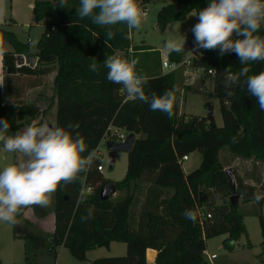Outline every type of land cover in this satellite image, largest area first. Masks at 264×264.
<instances>
[{
    "label": "trees",
    "instance_id": "obj_1",
    "mask_svg": "<svg viewBox=\"0 0 264 264\" xmlns=\"http://www.w3.org/2000/svg\"><path fill=\"white\" fill-rule=\"evenodd\" d=\"M150 0H137L143 12ZM210 0H174L161 5L155 13V25L163 29L170 21L183 20L191 10L198 12ZM79 0H32V15L42 24L36 41V62L33 66L15 65L14 54L26 47L10 30L0 28V39L12 51H4L2 63L7 71L41 75L53 72L51 94L38 111L33 104L16 101L0 105V119L9 124L8 135H13L22 125L54 106L53 125L67 126L79 123L78 131L85 138L88 151L92 152L111 125L125 133H134L131 149L126 153V166L122 179L114 181L115 189L126 193L116 198L99 200L97 193L106 181L97 170L100 163L94 155L91 168L78 175L67 186L58 185L46 207H24L23 226L12 224L13 236L23 238L24 262L31 263L35 254L47 252L54 258L57 246H63L76 260H83L85 252L95 247H108L111 241L123 242L121 255L100 256L90 264H145L144 251H156V264H204L203 250L206 238L226 234L235 240L244 232L242 214L237 204L231 205L229 197L237 194L240 201L254 200V187L234 178V188L219 161V149L226 146L236 156L253 157L264 161V111L254 97L249 96L241 84L233 87L232 96L226 95L224 79L227 72L238 73L249 67L248 75L264 71V62L241 65L235 53L219 55L217 50L198 49L200 55L192 56L191 66L211 69V89L207 99H216L221 125L213 117L185 115L179 112L177 87L181 85V68L164 73L143 74L148 78L146 94H162L174 89L176 100L173 115L153 112L148 104L131 100L122 86L107 79L104 67L106 56L114 51L146 49L142 45L130 46L128 27L121 23L111 29L94 25L89 18L79 19L76 8ZM55 15V20L46 19ZM114 36L107 41L105 33ZM258 35L264 36V27ZM190 38L193 33L190 30ZM186 48H184V51ZM183 53L168 54L169 61H179ZM98 65V71L89 65ZM227 69V71H226ZM149 72L145 69V73ZM185 89L196 91L195 87ZM140 134V135H138ZM192 151L200 154L198 165L188 172L181 170L178 158ZM82 155H87L83 153ZM264 192V167L260 182ZM89 187L91 193H85ZM142 193H135L138 190ZM206 194L203 201L198 193ZM81 197L84 201L81 202ZM262 201V200H261ZM261 201L259 203H261ZM210 213L207 218L196 217L193 222L185 218V211L195 214V206ZM30 208L36 217L53 214L50 233L36 228L22 216ZM196 216V215H195ZM8 223V222H7ZM260 254L264 256V220L258 215ZM147 256V254H146Z\"/></svg>",
    "mask_w": 264,
    "mask_h": 264
},
{
    "label": "clouds",
    "instance_id": "obj_2",
    "mask_svg": "<svg viewBox=\"0 0 264 264\" xmlns=\"http://www.w3.org/2000/svg\"><path fill=\"white\" fill-rule=\"evenodd\" d=\"M64 3L65 0H60L61 7ZM76 14L79 19L89 18L102 28L111 29L123 23L128 29H138L144 12L137 0H79ZM191 15L198 18L191 28L195 48L218 49L220 56L235 53L241 65L264 62V36L257 34L264 27V0H210L206 7ZM4 16L5 10L0 8V23L4 22ZM105 35L108 41L114 33L108 30ZM185 41L184 35L180 39L169 38L165 42L167 53L185 52ZM3 55L4 49L0 46V57ZM130 56L131 53L125 58L119 50L106 56L107 79L121 85L129 99L146 103L151 111L165 113L170 118L176 100L175 90L167 89L160 95L146 94L148 78L137 73L139 60ZM89 68L98 71L95 61ZM249 72V67H242L238 73L227 72L224 79L226 95L232 96L231 89L240 85L241 77H244L247 93L264 111V71L253 75H248ZM79 127L78 122L59 126L33 121L23 130L8 135L10 124L6 119H0V145L5 151L19 153L21 157L0 170V221L15 224L22 208L46 207L58 185L73 183L80 173L91 168L94 153L88 151ZM253 199L259 203L264 199V192L255 193ZM184 215L193 222L196 220L191 210H186Z\"/></svg>",
    "mask_w": 264,
    "mask_h": 264
},
{
    "label": "rangeland",
    "instance_id": "obj_3",
    "mask_svg": "<svg viewBox=\"0 0 264 264\" xmlns=\"http://www.w3.org/2000/svg\"><path fill=\"white\" fill-rule=\"evenodd\" d=\"M174 0H150L144 11V16L141 19V26L136 29L129 30V40L131 45H142L146 48V51L133 50L130 58L139 60L136 66L138 74L144 73L147 65L155 63L157 56L160 54H166L165 42L169 39H180L182 35L186 36L185 43L189 44L186 48L183 56L196 55L199 50L194 47V36L190 38V30L192 26L197 23V16H192L193 10L189 11L183 20L170 21L163 29H159L155 25V13L156 10L163 4L173 2ZM55 20V16H49L46 21ZM41 30V27L34 28L29 32L28 42L30 50H34L36 42V34ZM194 35V34H193ZM25 38V37H24ZM152 50H149V49ZM145 50V49H143ZM124 56L123 52L121 51ZM182 56V57H183ZM181 57V58H182ZM129 58V57H127ZM159 59V56H158ZM154 67V66H153ZM202 78V77H201ZM200 78V79H201ZM207 77L201 83L200 79H197L190 86H201L200 91H185L183 95H180L179 103L180 109L183 111L185 117L193 114H205V102L209 99L206 97V92L211 89V82ZM182 69H181V84H182ZM188 92V93H187ZM185 94V95H184ZM183 107V108H182ZM40 109L39 111H41ZM213 120L217 125L221 124V117L218 112V102L216 99H212ZM39 121V123L47 122L49 125H53L54 115L39 113L38 116L33 118V121ZM24 128L18 129V131ZM106 139L102 138L97 144L98 157L101 170L100 173L106 181H118L123 178L126 166V153L123 151H115L113 154V165L108 166V151L105 146ZM219 161L223 168L228 167L229 172L234 180L238 177L244 183L250 184L254 187L255 193L262 192L260 182L262 179V171L264 167V161L253 157H240L231 153L226 146H222L219 149ZM19 153H10L4 150L0 145V170L5 166L16 163L20 159ZM200 154L197 151H192L187 154V159L181 160L180 166L183 170H190L198 165ZM105 181V182H106ZM235 185V184H234ZM85 193H91L90 191ZM126 193L124 189L116 190L111 197L116 198L123 196ZM135 193H142L139 189ZM262 203H257L255 200L247 202L240 201L238 197L237 211L242 214V223L244 226V232L241 233L235 240L227 237L226 234H219L204 240L205 251L208 254H203L204 264H264V256L260 254V231L258 224V215L260 214L264 220V199ZM36 206V205H35ZM38 208V206H36ZM25 210V209H24ZM16 223L21 228L23 226L22 219L16 218ZM37 228V227H36ZM13 226L7 222L0 221V264H90V261L96 257L117 254L125 251V245L123 242L111 241L110 250L106 247H95L85 252V258L83 260L74 259L69 252L63 246H57L55 256L47 252L35 254L31 263L24 262L23 253V238L13 236ZM148 254V253H147ZM213 254V258H209V255Z\"/></svg>",
    "mask_w": 264,
    "mask_h": 264
},
{
    "label": "crops",
    "instance_id": "obj_4",
    "mask_svg": "<svg viewBox=\"0 0 264 264\" xmlns=\"http://www.w3.org/2000/svg\"><path fill=\"white\" fill-rule=\"evenodd\" d=\"M0 8H3L5 10L4 22L0 23V28L5 29V30H10L14 34L15 38L21 43H24L26 47V49L23 52L15 53L14 58L17 54L32 55L35 57V60L32 65H29L28 63L24 61L21 64H17L16 60H15V65H28L30 67L33 66L36 62L37 48H35L34 50H30V47L28 44V42L30 41V38H28V35H29V32L33 30L34 28L41 27V30H39L36 34V37L38 39L39 35L42 32V24L39 22H35L33 20L32 0H0ZM0 46L3 47L4 51H12V47L5 40L0 39ZM130 46L132 47L133 45L130 44ZM136 46H139V45H136ZM188 46L189 44L187 45V47ZM35 47H36V42H35ZM130 49H131V54H133L134 52L132 48ZM149 50H152V49H149ZM138 51H146V49L145 50L139 49ZM125 55L126 57H129V54L128 55L125 54ZM158 56H159V59H158ZM158 56H157L155 63H152V65L146 66V69H148L149 72L145 73V71H143L144 72L143 74H150V73L157 74V73H164L168 71L166 68L160 67V59L161 57H164V56L167 57V52L166 54H161V55L159 54ZM52 74L53 72H50L47 74H41V75H33V74H27V73L7 71L3 66L2 57H0V81L3 82V84H0V102L3 101L4 105H6V104L16 102V101H24L26 103L33 104L38 111L40 109H43L45 106L44 103L47 100V97L51 94ZM206 79H209L211 82L210 77H207ZM185 86L189 87L190 85L181 84L177 87L178 102L180 100L179 96L183 95V92L189 91V89H185ZM198 87H199V90H198ZM195 88H196V91H200L201 86L197 85ZM207 101L212 102V99H209ZM180 103H179V112L183 113V111L180 109ZM47 111H48V114L52 115L53 113L54 115V106L52 105ZM205 114H193V115H205ZM36 122L39 123L38 120ZM27 126L29 125H22L20 126V128L21 127L26 128ZM185 155L187 159V154ZM178 161H179V158H178ZM179 163H181V161H179ZM181 170L184 173L189 171V170L187 171L183 170L182 168ZM22 216L28 221H30L39 230L46 232V233H50L52 231L53 214L51 212H49L48 214L44 216L36 217L30 208H26L25 210H23ZM110 243L108 244V247H106L108 251L110 250ZM204 251H205V248H204ZM121 254L122 252H119L117 254L104 255V256L121 255ZM155 254H156L155 249L146 248L144 251L145 264H156L154 261Z\"/></svg>",
    "mask_w": 264,
    "mask_h": 264
},
{
    "label": "built area",
    "instance_id": "obj_5",
    "mask_svg": "<svg viewBox=\"0 0 264 264\" xmlns=\"http://www.w3.org/2000/svg\"><path fill=\"white\" fill-rule=\"evenodd\" d=\"M129 53H131V49L128 48L126 50V54L128 55ZM196 55H200V52ZM196 55H186L183 56L179 61H169L168 58L166 56L161 57L160 59V67L162 68H166L167 70H172V69H176V68H181L182 69V84L183 85H191L193 84V82L197 79H200L203 75L206 74H210L212 71L211 69H204L202 66H191L190 64V60L192 58V56H196ZM0 105H4V102L1 101ZM125 132L121 131L119 128L114 127V126H107L105 132L103 133L102 138L108 140H115V141H123L124 136H125ZM92 153H94V155L98 154V150L97 148L95 150L92 151ZM186 159V155H182L179 158V161ZM97 170L100 171L101 170V165L100 163L97 165ZM91 192V189L89 187H86L84 189V192ZM195 215L198 219L200 218H207L210 216V213L205 211L201 206H195ZM203 254H206L208 256V254L203 250L202 252ZM214 255L210 254L209 258H212Z\"/></svg>",
    "mask_w": 264,
    "mask_h": 264
},
{
    "label": "water",
    "instance_id": "obj_6",
    "mask_svg": "<svg viewBox=\"0 0 264 264\" xmlns=\"http://www.w3.org/2000/svg\"><path fill=\"white\" fill-rule=\"evenodd\" d=\"M187 45L188 44H185L184 48H187ZM15 58H16L15 60H16L17 64H21L24 61V62L28 63L29 65H32L34 60H35L34 56L23 55V54H17L15 56ZM198 90H199V87H198ZM205 107H206V114L205 115L207 117H212V115H213L212 102L206 101ZM134 139H135L134 133L127 132L124 136L123 141H115V140H111V139H108L105 141V146H106L107 151H108V159H107L108 166L111 167L113 165V154L115 151L119 150V151H123L125 153H128L130 151ZM223 170L229 179L231 188L233 189L234 188V180H233V178L229 172V168L225 167V168H223ZM114 191H115L114 182L108 180V181L104 182L100 186V188L98 189V193H97L98 199L104 200V199L110 197L114 193ZM205 198H206V194L204 192L200 191L198 193V200L203 201V200H205ZM237 200H238L237 194L230 195L229 203L231 205L237 204Z\"/></svg>",
    "mask_w": 264,
    "mask_h": 264
}]
</instances>
